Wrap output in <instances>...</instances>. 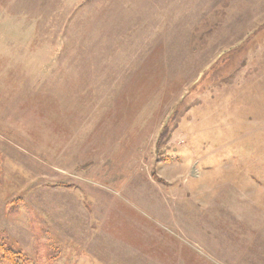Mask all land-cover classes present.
<instances>
[{"label":"rangeland","instance_id":"obj_1","mask_svg":"<svg viewBox=\"0 0 264 264\" xmlns=\"http://www.w3.org/2000/svg\"><path fill=\"white\" fill-rule=\"evenodd\" d=\"M0 243L264 264V0H0Z\"/></svg>","mask_w":264,"mask_h":264},{"label":"trees","instance_id":"obj_2","mask_svg":"<svg viewBox=\"0 0 264 264\" xmlns=\"http://www.w3.org/2000/svg\"><path fill=\"white\" fill-rule=\"evenodd\" d=\"M158 156L164 157L160 152ZM165 161L171 162L170 158H165ZM0 264H29V261L23 254L13 251L4 243H0Z\"/></svg>","mask_w":264,"mask_h":264}]
</instances>
